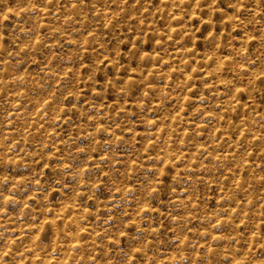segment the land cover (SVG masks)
<instances>
[{
    "label": "rangeland",
    "instance_id": "1",
    "mask_svg": "<svg viewBox=\"0 0 264 264\" xmlns=\"http://www.w3.org/2000/svg\"><path fill=\"white\" fill-rule=\"evenodd\" d=\"M0 264H264V0H0Z\"/></svg>",
    "mask_w": 264,
    "mask_h": 264
}]
</instances>
